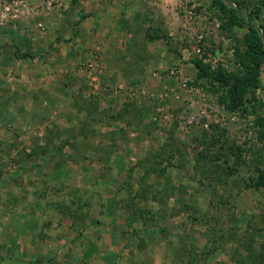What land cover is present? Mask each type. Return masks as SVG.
<instances>
[{"label":"rangeland","instance_id":"rangeland-1","mask_svg":"<svg viewBox=\"0 0 264 264\" xmlns=\"http://www.w3.org/2000/svg\"><path fill=\"white\" fill-rule=\"evenodd\" d=\"M214 1L0 0V264H264V61L218 103L250 31Z\"/></svg>","mask_w":264,"mask_h":264},{"label":"trees","instance_id":"trees-1","mask_svg":"<svg viewBox=\"0 0 264 264\" xmlns=\"http://www.w3.org/2000/svg\"><path fill=\"white\" fill-rule=\"evenodd\" d=\"M262 2H264V0H262ZM214 4L215 6L222 7V11H227L230 14L239 13L234 8H230L223 5L221 0H215ZM234 14L230 16L228 20H233V22L239 26H246L250 31V39H248L249 46L243 54H240V60L244 68V74L241 76L235 75L232 78V81H230L229 77L222 72H219L214 78L218 82L219 87L224 90V93H221L217 101L219 104L223 105L226 110L230 112L236 111L237 109H240L244 106V94L246 93L248 88H259V74L264 61V42L261 39L258 31L250 22H247L242 16H239L238 21L236 20L237 17L235 19L232 18ZM195 66L199 70V77H206L208 75L207 71L200 66L199 62H196ZM256 124L258 126L264 127V117L258 119L256 121ZM256 174V180H254L252 177L249 179L250 182L254 187H264V175L258 170H256Z\"/></svg>","mask_w":264,"mask_h":264},{"label":"built area","instance_id":"built-area-1","mask_svg":"<svg viewBox=\"0 0 264 264\" xmlns=\"http://www.w3.org/2000/svg\"><path fill=\"white\" fill-rule=\"evenodd\" d=\"M198 52V51H197Z\"/></svg>","mask_w":264,"mask_h":264}]
</instances>
